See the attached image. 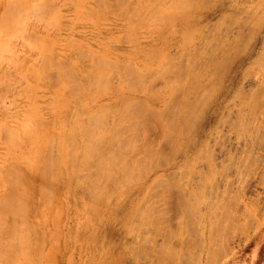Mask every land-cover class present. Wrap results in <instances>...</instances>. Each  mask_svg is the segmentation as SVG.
<instances>
[{
    "label": "rangeland",
    "instance_id": "rangeland-1",
    "mask_svg": "<svg viewBox=\"0 0 264 264\" xmlns=\"http://www.w3.org/2000/svg\"><path fill=\"white\" fill-rule=\"evenodd\" d=\"M116 1L121 4L117 5ZM156 1L0 0V219L3 218L0 226L4 230L0 231V242L4 241V244L0 243V254L8 252L5 256L0 255V264H10L9 261L14 260L16 264H201V259L203 264H210L207 262L209 254L200 239L206 218L204 214H207L204 202L210 204L208 202L214 198L218 199L212 203L220 205V210L224 208L221 210L223 215L226 213L223 211L230 207V214L234 213L236 217L231 219L228 211L226 214L231 220L228 218L227 222L224 216L226 225L220 224L223 218L219 219V233L224 232V238L216 247L219 253L215 251L217 259L212 264H264V0ZM172 2L176 7L172 9L170 6L171 10L169 5ZM157 4L162 9L159 7L157 10ZM85 11L92 14H85ZM62 64L66 65L65 68ZM120 65L123 69H119ZM165 66L170 68V74L162 72L163 69L168 70ZM154 74L157 75L154 77L156 80L152 78ZM65 75L72 83L69 84L67 78L66 81ZM103 75L108 78V84ZM128 78L134 81H128ZM180 83L184 86L181 87ZM95 84L104 91L97 93L99 89ZM172 89L181 93L176 91L177 95ZM67 94L70 97L64 96ZM79 95L81 98L77 99ZM173 95L175 97L172 98ZM123 103L126 106L121 105ZM114 104H120L119 108ZM105 111L108 116L103 114ZM126 114L129 115L128 120ZM88 122L96 124L93 127ZM98 123L101 127L106 124L109 127H105L107 132L105 128L98 130ZM82 124L87 127L84 129H88V133H84L86 142L92 134L96 136L101 131L98 133V136L101 134L100 140L98 136L96 141L93 139L98 145L92 143L94 150L88 149L92 140L90 146L88 143L83 147L86 137L83 136ZM89 129L96 133L89 132ZM115 129L119 134L123 132L122 135L114 136ZM13 134H16L15 139L10 136ZM104 134L106 138H103ZM104 139L109 140V144ZM69 141L75 146L74 152H70ZM118 141L123 147L131 148L123 149ZM98 143L107 147H102V150ZM59 144L64 147L60 149L61 152L65 150L64 156L63 153L57 154ZM50 146L52 149L57 147L53 149V152L56 149L55 155ZM100 150L106 153L99 154ZM68 152L73 155L68 157ZM92 152H95L94 157ZM46 153L53 154L52 162ZM119 155L120 161L124 162L119 163L122 167L117 164L119 168H114L116 165L112 162L118 163ZM97 157L101 162L106 160L103 162L109 163L107 165L112 164V170L103 162L95 161ZM43 160H47L46 163ZM53 161H57L56 165L60 163L59 166L52 165ZM42 162L45 163L44 168L47 162L52 165V168L49 164L45 168H49L47 173H40ZM97 165L100 170H97ZM116 169L120 171H116L118 175ZM105 171L110 175L113 173L112 176L106 175ZM100 172L105 173L100 175ZM122 175L124 179L120 177ZM98 178L101 185L107 184L102 186L103 189L97 183ZM119 181L127 183L123 186ZM12 182L18 183L17 187ZM43 183L48 191L45 186L41 190ZM94 186H99L104 192L96 191ZM94 188L95 196L92 194ZM43 189L53 195H44ZM181 189H185L184 193ZM196 193H199V198ZM193 194L200 202L202 196L203 204ZM9 196L11 202L7 199ZM16 199L25 201L19 200L20 206L26 204L23 207L27 208V214L18 216L20 211L17 210L21 209L13 206L19 203ZM219 199L224 200L218 202ZM140 208L142 211H138ZM15 209L17 214L14 216L11 213ZM10 214L14 218L17 216L19 221L13 220ZM22 216H26L24 220H28L27 223L23 222ZM233 222V226L227 228ZM13 226H18L17 234L12 233L15 231ZM22 230H29L32 237ZM7 234L9 237L16 234L17 241L9 242L12 237L3 240ZM19 234V241L23 237L21 234L32 238L24 236L26 241H31L29 248L25 240L26 248L21 241L18 246ZM19 247L27 251L22 255ZM24 254L27 258L23 257ZM197 254L199 258H196Z\"/></svg>",
    "mask_w": 264,
    "mask_h": 264
},
{
    "label": "bare ground",
    "instance_id": "bare-ground-1",
    "mask_svg": "<svg viewBox=\"0 0 264 264\" xmlns=\"http://www.w3.org/2000/svg\"><path fill=\"white\" fill-rule=\"evenodd\" d=\"M107 1H108V0H107ZM145 1H146V0H145ZM155 1H156V0H154V2H155ZM157 1L159 2V0H157ZM157 1H156V3H157ZM172 1H173V0H172ZM117 2H118V1H116V3H117ZM142 2H143V1H142ZM165 2H166V1H165ZM175 2H176V1H175ZM85 3H86V2H85ZM149 3H151V2H149ZM152 3H153V1H152ZM163 3H164V2H163ZM173 3H174V2H172V3L169 5V8H170V6H172ZM178 3H179V2H178ZM109 4H110V3H109ZM109 4H108V5H109ZM120 4H121V3H120ZM120 4L117 3V5H120ZM123 4H124V3H123ZM159 4H160V3H159ZM159 4H157L158 6L155 5V7H157V10H159V9H158L159 7L162 9L161 5H159ZM161 4H162V1H161ZM185 4H186V3H185ZM185 4H184V5H185ZM124 5H125V4H124ZM126 5L129 6L127 3H126ZM138 5H139V4H138ZM152 5H153V4H152ZM163 5H164V7H165V3H164ZM188 5H189V3H188ZM188 5H186V6H188ZM83 6H84V5H83ZM110 6H111V5H110ZM173 6H174V5H173ZM173 6H172V9L176 7V5H175V7H173ZM123 7H124V6H123ZM125 7H126V6H125ZM155 7H154V8H155ZM164 7H163V9L166 8V7H165V8H164ZM177 7H178V5H177ZM179 7L181 8V6H179ZM179 7H178V8H179ZM167 8H168V7H167ZM169 8H168V9H169ZM178 8H177V9H178ZM183 8H184V7H183ZM105 9H106V8H105ZM118 9H119V8H118ZM161 9H160V10H161ZM170 9H171V8H170ZM170 9H169V10H170ZM172 9H171V10H172ZM177 9H176V10H177ZM188 9H189V8H188ZM123 10H124V8H123ZM123 10H122V11H123ZM157 10L155 9L154 11H157ZM165 10H166V9H165ZM165 10H164V11H165ZM184 10H185V9H184ZM106 11H107V10H106ZM149 11H150V10H149ZM149 11H148V12H149ZM151 11H152V9H151ZM151 11H150V12H151ZM164 11H163V12H164ZM178 11H179V10H178ZM182 11H183V10H182ZM139 12H140V11H139ZM166 12H167V11H166ZM180 12H181V11H180ZM86 13H87V14H92L91 12L88 13L87 11H85V14H86ZM156 13H158V12H156ZM159 13H160V12H159ZM93 14H94V13H93ZM127 14H129V13H127ZM130 14H132V13H130ZM118 15H119V14H118ZM118 15H117V16H118ZM142 15H143V14H142ZM155 15H156V14H155ZM160 15H161V14H160ZM153 16H154V15H153ZM153 16L151 17L152 19H153ZM158 16H159V15H158ZM100 17H101V16H100ZM102 17H103V16H102ZM119 17H120V16H119ZM147 17H148V16H147ZM151 18H150V19H151ZM124 19H125V18H124ZM132 20H133V19H132ZM135 20H136V19H135ZM155 20H156V19H155ZM159 20H160V19H159ZM71 21H72V20H71ZM153 23H154V22H153ZM160 23H161V22H160ZM89 24H90V23H89ZM137 26H138V24H137ZM139 26H140V25H139ZM125 31H126V30H125ZM59 35H60V34H59ZM105 40H106V39H105ZM56 41H57V40H56ZM88 41H89V40H88ZM68 47H69V46H68ZM110 47H111V46H110ZM66 48H67V47H66ZM73 48H74V46H73ZM96 48H97V47H96ZM107 48H108V47H107ZM114 48H115V47H114ZM54 51H55V50H54ZM79 51H80V50H79ZM82 53H84V52H82ZM89 53H91V52H89ZM89 53H88V54H89ZM86 54H87V53H86ZM70 55H71V54H70ZM78 55H79V54H78ZM89 55H90V54H89ZM95 56H96V55H95ZM50 57H51V56H50ZM97 57H99V56H97ZM181 57H182V55H181ZM52 59H53V58H52ZM52 59H51V60H52ZM120 59H121V58H120ZM61 60H62V59H61ZM107 60H109V59H107ZM194 60H195V59H194ZM88 61H89V60H88ZM110 61H111V60H110ZM122 61H123V60H122ZM45 62H46V61H45ZM108 62H109V61H108ZM119 62H120V61H119ZM126 62H127V61H126ZM129 62H130V61H129ZM166 62H167V60H166ZM55 63H56V61H55ZM109 63H110V62H109ZM116 63H117V62H116ZM123 63H124V62H123ZM95 64H97V63H95ZM95 64H94V65H95ZM118 64H119V63H118ZM62 65H63V64H62ZM70 65H71V64L69 63V66H70ZM104 65H106V63H104ZM123 65H124V64H122V66H123ZM171 65H172V63H171ZM63 66H64V68H65L66 65H63ZM71 66H72V65H71ZM71 66H70V67H71ZM95 66H96V65H95ZM99 66H101V65H99ZM114 66H115V64H114ZM133 66H134V65H133ZM168 66H169V65H168ZM57 67H58V66H57ZM60 67H62L61 64H60ZM70 67H69V68H70ZM102 67H103V66H102ZM105 67L107 68V65H106ZM117 67H118V66H117ZM161 67H162V66H161ZM171 67H172V66H171ZM62 68H63V67H62ZM66 68H67V67H66ZM108 68H109V66H108ZM108 68H107V69H108ZM111 68L113 69V67H111ZM114 68L116 69V67H114ZM120 68H121V65H120L119 69H120ZM134 68H136V67H134ZM159 68H160V67H159ZM165 68L168 69L167 66H165ZM191 68H192V67H191ZM191 68H190V69H191ZM67 69H68V68H67ZM109 69H110V68H109ZM117 69H118V68H117ZM117 69H116V70H117ZM121 69H123V68H121ZM169 69H170V68H169ZM169 69H168V70L163 69L164 71L162 70V72H165V73H166V71H167V73H168V72L171 71V70L169 71ZM181 69H182V68H181ZM65 70H66V69H65ZM110 70H111V69H110ZM135 70H136V69H134V71H135ZM174 70H175V68H174ZM176 70H178V69H176ZM70 71H72V68H71ZM91 71H92V70H91ZM118 71H119V70H118ZM120 71H121V70H120ZM134 71H133L132 73H134ZM143 71H144V70H143ZM143 71H142V72H143ZM155 71H156V70H155ZM187 71H188V70H187ZM60 72H61V71H60ZM60 72H59V73H60ZM109 72H110V71H109ZM123 72H124V71H123ZM136 72H138V71H136ZM148 72H149V71H148ZM148 72H147V73H148ZM151 72H152V71H151ZM160 72H161V71H160ZM162 72H161V76L163 75ZM179 72H180V71H179ZM63 73H64V72H63ZM63 73H61V74H63ZM121 73H122V71H121ZM130 73H131V71H130ZM130 73H129V75H130ZM152 73H154V72H152ZM158 73H159V72H158ZM65 74H66V73H65ZM78 74H79V73H78ZM85 74H86V73H85ZM87 74H88V73H87ZM124 74H125V73H123V75H124ZM134 74H136V73H134ZM140 74H141V73L139 72V78L142 77V76H140ZM168 74H170V73H168ZM59 75H60V74H59ZM63 75H64V74H63ZM63 75H62V77H63ZM75 75H76V74H75ZM101 75H102V74H101ZM110 75H112V74H110ZM131 75H132V74H131ZM143 75H144V74H143ZM155 75H156V74H154V76L152 77L153 79H155L154 77L157 76V75H156V76H155ZM164 75H165V74H164ZM164 75H163V77H165ZM166 75H167V74H166ZM172 75H173V74H172ZM65 76H66V77H64V78H65V79H66V78L68 79L67 75H65ZM68 76H70V75H68ZM76 76H77V75H76ZM120 76H121V75L119 74V77H120ZM127 76H128V74H127ZM127 76H126V77H127ZM136 76L138 77V75H136ZM146 76H148V75H146ZM146 76H145V78H146ZM159 76H160V75H159ZM186 76H187V75H186ZM80 77H81V76H80ZM84 77H85V76H84ZM103 77H104L103 80H105V81L107 82V79H108V78L105 79V75H103ZM110 77H111V76H110ZM110 77H109V79H110ZM124 77H125V76H122L121 78L125 79ZM128 77H129V76H128ZM187 77L189 78V76H187ZM42 78H43V77H42ZM53 78H54V77H53ZM70 78H72V77H70ZM85 78H87V77H85ZM111 78H112V77H111ZM143 78H144V77H143ZM148 78H149V77H148ZM158 78H159V77H158ZM35 79H36V78H35ZM44 79H45V78H44ZM48 79H49V78H48ZM51 79H52V78H51ZM67 79H66V81H67ZM78 79H80V78L78 77ZM89 79H90V78H89ZM91 79H92V78H91ZM113 79H115V78H113ZM113 79H112V80H113ZM57 80H58V79H57ZM70 80H71V79H70ZM70 80L68 79V81H70ZM126 80H127V78H126ZM131 80H133V79H130V80H129V78H128V81H131ZM155 80H156V79H155ZM188 80H190V79H188ZM49 81H50V80H49ZM92 81H93V80H92ZM92 81H91V82H92ZM108 81H109V80H108ZM133 81H134V80H133ZM135 81H136V80H135ZM176 81H177V80H176ZM55 82H56V81H55ZM59 82H60V81H59ZM91 82H87V83H91ZM121 82H122V81H121ZM136 82H137V81H136ZM151 82H152V81H151ZM170 82H171V81H170ZM170 82H169V85H170L171 83L173 84V82H171V83H170ZM180 82H182V81H180ZM57 83H58V82H57ZM65 83H66V82H65ZM70 83H72V82L70 81L69 84H70ZM92 83H94V81H93ZM126 83H127V81H126ZM189 83H190V82H189ZM107 84H108V82H107ZM107 84H106V86H107ZM133 84H134V83H133ZM137 84H140V83H137ZM146 84H147V83H146ZM63 85H65V84L63 83ZM73 85L76 86L75 84H73ZM73 85H71V86L74 88ZM85 85H86V84H85ZM87 85H89V84H87ZM90 85H91V84H90ZM95 85L97 86L98 84H95ZM148 85H149V83H148ZM148 85H147V86H148ZM165 85H167V84H165ZM169 85H168V87H169ZM176 85H177V84H176ZM179 85L181 86V85H183V84L180 83ZM185 85H186V84H185ZM53 86H54V85H53ZM58 86L61 87V84H58ZM71 86H70V87H71ZM82 86L84 87V85H82ZM92 86H93V85H92ZM138 86H140V85H138ZM142 86H143V84H142ZM171 86H172V85H171ZM183 86H184V85H183ZM187 86H188V84H187ZM65 87H66V86H65ZM77 87H78V86H77ZM83 87H82V88H83ZM93 87H95V86H93ZM97 87H98V89L101 88L100 86H97ZM97 87H95V89H96ZM107 87H108V86H107ZM135 87H136V86H135ZM144 87H146V86H144ZM144 87H142V88H144ZM174 87H175V86H174ZM181 87H182V86H181ZM181 87H180V88H181ZM57 88H58V87H57ZM73 88L71 89L70 92H72ZM108 88H109V87H108ZM166 88H167V87H166ZM261 88H262V87H261ZM93 89H94V88H93ZM102 89H103V88H102ZM175 89H176V88H175ZM175 89H172V90L175 91ZM69 90H70V89H69ZM77 90H78V89H77ZM80 90L82 91V89H80ZM84 90H85V89H84ZM135 90H136V89H135ZM180 90H182V88H181ZM57 91H58V90H57ZM57 91H56V92H57ZM78 91H79V90H78ZM101 91H104V90H101ZM101 91H100V89H99V91H97V93H99V92H101ZM109 91H110V90H109ZM174 91H172V92H174ZM176 91H177L178 93H181V92L178 91V89H177ZM176 91H175V92H176ZM183 91H184V90H183ZM186 91H187V90H186ZM76 92H77V91H76ZM79 92H80V91H79ZM79 92L77 93V95L79 94ZM83 92H85V91H82V93H83ZM94 92H95V91H94ZM106 92H107V91H106ZM165 92H166V91H165ZM177 92H176V94L178 95ZM74 93H75V92H74ZM80 93H81V92H80ZM97 93H96V94H97ZM163 93H164V92H163ZM64 94H65V93H64ZM99 94H100V93H99ZM113 94H114V93H113ZM173 94L176 95L175 93H173ZM58 95H59V93H58ZM71 95H72V94H71ZM82 95H83V94H82ZM88 95H89V94H88ZM174 95L172 96V98L175 97ZM177 95H176V97H177ZM64 96H66V97H67V96L70 97V94H67V95H64ZM126 97H127V96H126ZM126 97H125V98H126ZM129 97H130V96H129ZM129 97H128V98H129ZM80 98H81V97H80V95H79V97H78L77 99H80ZM109 98H110V97H109ZM122 98H123V97H122ZM249 98H250V97H249ZM75 99H76V98H75ZM123 99H124V98H123ZM129 99H130V98H129ZM258 99H259V98H258ZM53 100H54V99H53ZM59 100H61V99H59ZM92 100H93V99H92ZM130 100H131V99H130ZM177 100H178V99H177ZM177 100H175V102H176ZM250 100H251V99H250ZM56 101H57V100H56ZM76 101H77V100H76ZM82 101H83V100H82ZM86 101H87V100H86ZM89 101H90V100H89ZM131 101H132V100H131ZM251 101H252V100H251ZM257 101H258V100H257ZM70 102H72V101H70ZM78 102H79V101H78ZM120 102H121V101H120ZM120 102H119V103H120ZM125 102L127 103V101H125ZM128 102H129V101H128ZM247 102H248V100H247ZM260 102H262V101H260ZM73 103L75 104V102H73ZM129 103H130V102H129ZM129 103H128V104H129ZM173 103H174V102H173ZM253 103H254V102H253ZM76 104H77V103H76ZM89 104H90V102H89ZM124 104H125V103H123V104H121V105H124ZM132 104H133V103H132ZM174 104H175V103H174ZM245 104H246V103H245ZM250 104H251V103H250ZM255 104H257V103L255 102ZM114 105H115V104H114ZM77 106H78V105H77ZM105 106H106V105H105ZM105 106H103V107H105ZM115 106H116V105H115ZM117 106H118V105H117ZM117 106H116V107H117ZM119 106H120V104H119ZM119 106L117 107V109L119 108ZM124 106H126V104H125ZM124 106H122V107L124 108ZM245 106H246V105H245ZM248 106H249V104H248ZM101 107H102V105H101ZM113 107H114V106H113ZM130 107H132V106H130ZM134 107H135V106H134ZM253 107H254V106H253ZM120 108H121V107H120ZM125 108H126V107H125ZM125 108H124V109H125ZM245 108H246V107H245ZM71 109H73V108H71ZM126 109H128V108H126ZM251 109H252V107H251ZM102 110H103V109H102ZM105 110H106V109H105ZM111 110H112V108H111ZM132 110H133V109H132ZM258 110H259V109H258ZM63 111H64V110H63ZM68 111H69V110H68ZM106 111H107V110H106ZM106 111H105V112H106ZM109 111H110V109L108 110V112H109ZM122 111H124V110H122ZM122 111H121L120 113H122ZM125 111H126V110H125ZM250 111H251V110H250ZM114 112H116V110H115ZM117 112H118V111H117ZM127 112L129 113L128 110H127ZM134 112H135V111H134ZM71 113H72V111H71ZM73 113H75V111H73ZM130 113H132V112H130ZM164 113H165V112H164ZM254 113H255V112H254ZM103 114H107V112H106V113H103ZM108 114H109V113H108ZM108 114H107V116H108ZM110 114H111V113H110ZM123 114H124V113H123ZM123 114H122V115H123ZM160 114L162 115V113H160ZM246 114H247V113H246ZM263 114H264V113H263ZM54 115H55V114H54ZM70 115H71V114H70ZM78 115H79V114H77V116H78ZM87 115H88V114H87ZM96 115H97V114H96ZM96 115H94V117H95ZM100 115H101V114H100ZM117 115H118V114H117ZM117 115H116V116H117ZM131 115H132V114H131ZM133 115H134V113H133ZM156 115H157V114H156ZM252 115H253V114H252ZM101 116H103V115H101ZM126 116H127V114H126ZM126 116H125V117H126ZM134 116H135V117H136V116L138 117V115H134ZM248 116H249V115H248ZM248 116H247V117H248ZM253 116H254V115H253ZM53 117H54V116H53ZM65 117H67V115H65ZM87 117H88V116H87ZM92 117H93V116H92ZM96 117H98V119L100 118V116H98V115H97ZM96 117H95V118H96ZM103 117H104V116H103ZM128 117H129V115L126 117V119H127ZM131 117H133V116H131ZM157 117H158V116H157ZM160 117H161V116H160ZM164 117H165V116H164ZM240 117H241V115H240ZM70 118H71V116H70ZM73 118H74V116H73ZM73 118H71V119H73ZM76 118H77V117H76ZM88 118H89V117H88ZM88 118H87V119H88ZM95 118H93V120H94ZM114 118H116V117H114ZM121 118H122V117H121ZM162 118H163V117H162ZM252 118H253V117H252ZM77 119H78V118H77ZM77 119H76V120H77ZM98 119H97V121H99ZM123 119H125V118H123ZM126 119H125V120H126ZM128 119H129V118H128ZM128 119H127V120H128ZM135 119H136V118H135ZM245 119H246V118H245ZM65 120H66V119H65ZM78 120H79V119H78ZM93 120H92V121H93ZM115 120H116V119H115ZM125 120H124V121H125ZM127 120H126V121H127ZM137 120H138V119H137ZM145 120H146V119H145ZM145 120H144V121H145ZM61 121H62V120H61ZM92 121H91V122H92ZM95 121H96V120H95ZM97 121H96V122H97ZM100 121H102V120H100ZM122 121H123V120H122ZM126 121H125V122H126ZM161 121H162V119H161ZM65 122L67 123V120H66ZM65 122H64V123H65ZM68 122H69V121H68ZM72 122H73V120H72ZM74 122H75V121H74ZM77 122H78V121H77ZM125 122H124V124L127 123V122H126V123H125ZM130 122H132V121H130ZM251 122H252V121H251ZM53 123H54V122H53ZM55 123H56V122H55ZM57 123H58V122H57ZM70 123H71V122H70ZM85 123H86V122H85ZM88 123H89V126L92 125L90 122H88ZM102 123H103V122L100 123L101 126H103ZM116 123H118V122H116ZM128 123H129V122H128ZM139 123H140V122H139ZM49 124H50V123H49ZM71 124H72V123H71ZM95 124H96V123L93 122V125H95ZM100 124L98 123L99 127H98V125H96V128H97L98 130H99V128H100V130H101V128H105V127H106V124L104 125L105 127H101ZM122 124H123V123H122ZM146 124H147V123H146ZM146 124H145L144 126H146ZM260 124H261V123H260ZM5 125H6V124H5ZM86 125H87V127H88V124H87V123H86ZM93 125H92V126H93ZM116 125H117V124H116ZM119 125H120V124H119ZM58 126H59V125H58ZM64 126H65V124H64ZM66 126H67V125H66ZM74 126H75V125H74ZM80 126H83V124L80 125ZM68 127H69V126H68ZM68 127H67V128H68ZM84 127H85V126H83V130H84V132H83V130H82L83 134H84V133H88V131H87L88 129L86 130V129H84ZM87 127H85V128H87ZM93 127H94V126H93ZM93 127H92V128H93ZM107 127H108V126H107ZM107 127H106V128H107ZM110 127H111V126H110ZM116 127H117V126H116ZM240 127H241V126H240ZM263 127H264V126H263ZM36 128H37V127H36ZM63 128H64V127H63ZM70 128H71V126H70ZM70 128H68V130H69ZM74 128L76 129V127H74ZM90 128H91V127H90ZM106 128H105V129H106ZM143 128H145V127H143ZM4 129H5V128H4ZM58 129H59V128H58ZM97 129L94 128V130H97ZM108 129H109V127H108ZM145 129H146V128H145ZM68 130H67V131H68ZM80 130H81V129H80ZM85 130H86L87 132H85ZM94 130H93V129H92V130L89 129V132H90V131L95 132ZM98 130H97V131H98ZM102 130H103V129H102ZM116 130H117V129L114 130L115 133H114V131L112 130L113 133L115 134L114 136H116V135L119 134L118 131H116ZM240 131H241V130H240ZM64 132H65V131H64ZM74 132H76V131H74ZM74 132H73V133H74ZM99 132L101 133V131H99ZM99 132H98V133H99ZM102 132H103V131H102ZM105 132H107V129H106ZM110 132H111V131H110ZM116 132H117V134H116ZM9 133H10V132H9ZM71 133H72V132H71ZM95 133H96V132H95ZM98 133H97L96 136H95L94 134H92L91 138H89L90 140H88L89 142H86V141H87V137H86L85 134H84L83 136L86 137V139H85V144H86V145H84V142H83V145H84L83 147H85V146L87 147L88 145L90 146V142H91V140H92L93 142H91V147L88 148V149H91V148H92V149L94 150L95 147H94V148L92 147V143H94V144L96 145V143H95L96 140H95V139L98 138V139L100 140L99 136H101V134L98 136ZM103 133H104V132H103ZM122 133H123V132H122ZM122 133H120L119 135H122ZM105 134H106V133H105ZM105 134H104V135H105ZM111 134H112V133H111ZM143 134H145V133H143ZM143 134H142V135H143ZM256 134H257V133H256ZM261 134H262V133H261ZM15 135H16V134H13V135H10V136H11V138L13 137L12 139H15V138H14ZM37 135H38V134H37ZM53 135H54V134H53ZM65 135H67V132H66ZM65 135H64V136H65ZM80 135H81V132H80ZM93 135L95 136V138L93 137ZM106 135H107V134H106ZM106 135L103 136V138H104V137L106 138V137L108 136V135H107V136H106ZM240 135H241V134H240ZM250 135H251V134H250ZM45 136H47V135H45ZM45 136H44V137H45ZM51 136H52V133H51ZM51 136H50V137H51ZM57 136H58V135L56 134V137H57ZM60 136H61V135H60ZM74 136H75V133H74ZM97 136H98V137H97ZM245 136H246V135H245ZM44 137H43V138H44ZM52 137H54V136H52ZM52 137H51V138H52ZM58 137H59V136H58ZM58 137H57V138H58ZM66 137H67V136H66ZM72 137H73V136H72ZM96 137H97V138H96ZM116 137H117V136H116ZM116 137H115V140L117 141V138H116ZM250 137H251V136H250ZM259 137H260V136H259ZM263 137H264V136H263ZM9 138H10V137H9ZM67 138H69V136H68ZM70 138H71V137H70ZM75 138H76V137H75ZM103 138H101V140H102ZM119 138H120V136H118V139H119ZM244 138H245V137H244ZM244 138H243V139H244ZM253 138H254V137H253ZM12 139H11V140H12ZM44 139H45V138H44ZM52 139H53V138H52ZM54 139H55V138H54ZM65 139H66V138H65ZM83 139H84V138H83ZM93 139H94L95 141H94ZM251 139H252V138H251ZM41 140H42V139H41ZM58 140H59V138H58ZM67 140H69V139H67ZM78 140H79V139H78ZM99 140H97V141H99ZM106 140H107V139H106ZM109 140L111 141V140H112V137H111V139H109ZM109 140H108V141H105V139H104L105 142H108L107 144H109ZM113 140H114V139H113ZM115 140H114V141H115ZM244 140H245V139H244ZM259 140H260V139H259ZM48 141H50V140L48 139ZM54 141H55V140H54ZM54 141H53V142H54ZM59 141H60V140H59ZM59 141H58V143H59ZM72 141H73V140H72ZM83 141H84V140H83ZM114 141H112V142H114ZM50 142H52V141H50ZM70 142H71V141H69V147L71 146L70 152H74V151H75V148H74L75 146H74V144H73L74 141H73L72 143H70ZM112 142H110V143H112ZM118 142H120V141H118ZM256 142H257V141H256ZM46 143H47V142H46ZM48 143H49V142H48ZM58 143H57V144H58ZM75 143H76V142H75ZM88 143H89V144H88ZM120 143H121V142H120ZM129 143H130V142H129ZM254 143H255V142H254ZM52 144H53V143H52ZM57 144H56V146L58 147ZM71 144H72L73 146H72ZM87 144H88V145H87ZM94 144H93V145H94ZM98 144H99V146H100V143H98ZM103 144H104V143H103ZM131 144L133 145V143H131ZM131 144H130V146H132ZM50 145H51V144H50ZM59 145H60V148L58 149L59 151H58L57 154L59 155V153H63L62 156H64V152H65V150H64V152H61L60 149H61L63 146L61 147V144H59ZM75 145H76V144H75ZM77 145H78V144H77ZM95 145H94V146H95ZM101 145H102V144H101ZM121 145H122V143H121ZM126 145H127V144H126ZM128 145H129V144H128ZM56 146H55V147H56ZM96 146L98 147V145H96ZM104 146L107 147V145H103L102 147H104ZM117 146H118V145H117ZM48 147H49V145L47 146V149H48ZM50 147H51V149L49 148L50 151L53 152V149H54L55 147H54L53 149H52L53 146H50ZM57 147H56V148H57ZM65 147H66V146H65ZM72 147H73L74 149H73ZM100 147H101V146H100ZM100 147H99V149L102 148V147H101V148H100ZM115 147H116V146H115ZM121 147H123V145H122ZM127 147H129V146H127ZM127 147H125V145H124L123 149H124V148H127ZM129 148H131V147H129ZM132 148H134V145H133ZM63 149H64V147H63ZM72 149H73V150H72ZM83 149H84V148H83ZM85 149H86V150H84L85 152L88 151L87 148H85ZM99 149H97V151H98ZM103 149H104V148H102V150H103ZM119 149H120V148H119ZM71 150H72V151H71ZM116 150H118V148H117ZM125 150H126V149H125ZM125 150H124V151H125ZM130 150H131V149H130ZM50 151H48V152H50ZM55 151H56V149H55ZM55 151H54V152H55ZM62 151H63V150H62ZM67 151H69V150H67ZM90 151H92V150H90ZM120 151H121V150H120ZM44 152H45V151H44ZM52 152H50V153H52ZM54 152H53V153H54ZM95 152H96V151H95ZM95 152H92V153H91V155L93 154V157H94V153H95ZM102 152H105V153H106V151H102ZM102 152H101V150H100V151H99V154L102 153ZM131 152H132V151H131ZM55 153H56V152H55ZM55 153H54V155H55ZM86 153H87V155H88L89 151L86 152ZM71 154L73 155V153H70V154H69V152H68V157L71 156ZM97 154H98V152L95 153L96 156H98ZM118 154H119V152H118ZM133 154H134V153H133ZM47 155H48V154L46 153V156H47ZM52 155H53V154H52ZM52 155H51V154L48 155V156L51 157L49 160L52 159ZM60 155H61V154H60ZM65 155H66V154H65ZM84 155H86V154H84ZM91 155L89 154V156H91ZM104 155L106 156V154H104ZM107 155H109V154L107 153ZM112 155H113V152H112ZM112 155H110V156L112 157ZM56 156H57V155H56ZM100 156H103V154H101ZM120 156H121V155L118 156V157H119V161H118V163L115 161L116 159L114 160V161H115V164H114V162H112L111 160H109V161L112 162L113 165H116V166H114V168H115V167L119 168V165H120L119 163H121V161H122V160L120 161ZM122 156H123V155H122ZM154 156H155V155H154ZM43 157L45 158V155H43ZM43 157H42V158H43ZM76 157H78V156H76ZM80 157H81V156H80ZM91 157H92V156H91ZM98 157H99V156H98ZM98 157H97V160H95V161H98V162L100 163L101 161H99ZM103 157H104V156H103ZM103 157H102V160H103ZM108 157H109V156H108ZM108 157H107V158H108ZM111 157H110V158H111ZM114 157H116V156H114ZM259 157H260V156H259ZM30 158H31V157H30ZM30 158H28V159H30ZM44 158H43V159H44ZM59 158H63V157H59ZM64 158H65V157H64ZM70 158H71V157H70ZM81 158H82V157H81ZM84 158H85V157H84ZM104 158H105V157H104ZM53 159H54V158H53ZM67 159H68V158H67ZM88 159H89V158H88ZM91 159H92V158H91ZM93 159H94V158H93ZM95 159H96V158H95ZM100 159H101V158H100ZM105 159H106V158H105ZM113 159H114V158H113ZM124 159H125V158H124ZM124 159H123V160H124ZM41 160H42V159H41ZM54 160H55V159H54ZM56 160H57V159H56ZM69 160H71V159H69ZM83 160H84V159H83ZM85 160H86V158H85ZM44 161H45V163H46L47 160H43V162H44ZM57 161L60 162V160H57ZM57 161H56V162L53 161L54 163H53L52 165H56L55 163H57ZM76 161H77V160H76ZM81 161H82V160H81ZM86 161H87V160H86ZM88 161H89V160H88ZM103 161H106V160H103ZM103 161H102V162H103ZM107 161H108V159H107ZM144 161H145V160H144ZM14 162H15V161H14ZM43 162L41 163V164H42V165H41L42 167H43V164H45V163H43ZM51 162H52V160H51ZM69 162H70V161H69ZM79 162H80V161H79ZM102 162H101V163H102ZM111 162H110V163H111ZM122 162H124V161H122ZM60 163H61V162H60ZM60 163H58L56 166H59ZM89 163H91V162H89ZM99 163H98V165H101V164H99ZM144 163H145V162H144ZM48 164H49V162H47V165H48ZM79 164L81 165V163H79ZM83 164H84V163H83ZM85 164H87V163H85ZM94 164L96 165V163H94ZM103 164H105V163L103 162ZM107 164H109V163H106V164H105V165L108 166V167L112 166V164H111V165H107ZM117 164H119V165L117 166ZM121 164H122V163H121ZM145 164H146V163H145ZM251 164H252V163H251ZM47 165H46V167H47ZM52 165H51V163H50V164L48 165L49 168H52V167H51ZM68 165H69V164H68ZM98 165H97V166H98ZM105 165H104V166H105ZM41 166H40V168H39V169H41V172H40V173H45V172L47 173V171L49 170V168H47L48 170H46V169H45L46 167H45V168L43 167V168H44V171H43V168H41ZM75 166H76V164H75ZM75 166H74V167H75ZM88 166H89V165H88ZM102 166H103V165H101V167H102ZM104 166H103V167H104ZM106 166H105V167H106ZM120 166H121V165H120ZM29 167H30V166H29ZM61 167H62V166H61ZM69 167H70V166H69ZM108 167H107V170H108ZM112 167H113V166H112ZM121 167H122V166H121ZM121 167H120V168H121ZM225 167H226V166H225ZM56 168L58 169V167H56ZM78 168H79V166H78ZM96 168H97V167H96ZM98 168H99V166H98ZM98 168H97V170H100V168H99V169H98ZM110 168H111V167H110ZM110 168H109V169H110ZM17 169H18V168H17ZM39 169H38V170H39ZM57 169H56V171H57ZM83 169H84V168H83ZM19 170H20V169H19ZM45 170H46V171H45ZM62 170H63V169H61V171H62ZM68 170H69V169H68ZM87 170H88V169H87ZM89 170H90V169H89ZM97 170H95V171H97ZM103 170H104V169H103ZM103 170H102V171H103ZM111 170H112V168H111ZM119 170L122 171L123 168H122V169H119ZM119 170L116 169L115 172H116V171H119ZM124 170H125V169H124ZM39 171H40V170H39ZM56 171H55V168H54V172H56ZM75 171H77V170H75ZM78 171H79V170H78ZM83 171H84V170H83ZM83 171H82V172H83ZM109 171H110V170H109ZM120 171H119V172H120ZM146 171H147V170H146ZM216 171H217V170H216ZM18 172L21 173V171H18ZM51 172H53V169H52V171L50 170V173H51ZM92 172H93V168H92ZM105 172H106V171H105ZM105 172H103V173L100 172V173H98V174L101 175V173L104 174ZM107 172H108V171H107ZM107 172H106L105 174H106V175H108V174L110 175V172H109L108 174H107ZM119 172H116V174L118 175ZM222 172H223V171H222ZM57 173H58V171H57ZM64 173H65V172H64ZM90 173H91V171H90ZM122 173H124V172H122ZM125 173H126V172H125ZM213 173H215V172L213 171ZM85 174H86V172H85ZM112 174H113V173H112ZM112 174H111L110 176H112ZM199 174H200V173H199ZM219 174H220V172H219L217 175H219ZM22 175H23V173H22ZM22 175H21V176H22ZM50 175H52V173H51ZM83 175H84V174H83ZM95 175H96V173H95ZM109 175H108V176H109ZM210 175H213V174L211 173ZM217 175H216V177H217ZM33 176H34V175H33ZM36 176H38V174H36ZM41 176H42V175H41ZM44 176H46V174H44ZM47 176H49V175L47 174ZM96 176H97V175H96ZM96 176H93V177H96ZM189 176H190V175H189ZM192 176H193V175H192ZM54 177H55V174H54ZM97 177H99V175H98ZM114 177H115V179H117V178H116L117 176H114ZM120 177L123 178V175L120 176ZM211 177H212V176H211ZM213 177H214V175H213ZM41 178H42V177H41ZM45 178H46V177H45ZM51 178H52V180H53V177H51ZM51 178H50V180H51ZM108 178H109V177H106L105 179H108ZM111 178H112V177H111ZM124 178H125V177H124ZM124 178H123V179H124ZM15 179H16V178H15ZM43 179H44V177H43ZM98 179H99V178H98ZM100 179H102V176H101ZM100 179H99V180H100ZM109 179H110V178H109ZM208 179H209V178H208ZM208 179H207V180H208ZM215 179H216V178H215ZM45 180H46V179H45ZM45 180H44V181H45ZM52 180H51V181H52ZM99 180H98L97 183H98L99 185H101V184H102V183L100 184L101 180H100V181H99ZM14 181H15V180H14ZM55 181H56V180H55ZM94 181H95V180H94ZM103 181H104V180H103ZM208 181H209V180H208ZM25 182H26V181H25ZM89 182H90V180H89ZM106 182H107V181H106ZM108 182H109V181H108ZM119 182H120V181H119ZM206 182H207V181H206ZM8 183H9V182H8ZM12 183H15V182H12ZM12 183H11V185H12ZM55 183H56V182H55ZM68 183H69V182H68ZM76 183H77V182H76ZM93 183H95V182H93ZM93 183H92V184H93ZM97 183H95V184H97ZM117 183H118V182H116V184H117ZM121 183H122V185H123V184L126 185L127 182H126V183H125V182H124V183H123V182H120V184H121ZM15 184H16V183H15ZM50 184H51V183H50ZM58 184H59V183H58ZM92 184H90V185L92 186ZM95 184H94V185H95ZM1 185H2V182H1ZM7 185H8V184H7ZM17 185H18V183L16 184V187H17ZM39 185H40V184H39ZM104 185H107V184H106V183H105V184L103 183V185H101V188H100L99 186H98V187H99L100 189H103L104 187H102V186H104ZM122 185H121V186H122ZM14 186H15V185H14ZM44 186H45V188H46V185H44V183H43V186H41V190H42V187H44ZM50 186H54V185H50ZM62 186H63V185H62ZM91 186H90V187H91ZM113 186H114V185H113ZM123 186H124V185H123ZM8 187H9V185H8ZM8 187H7V188H8ZM12 187H13V186H12ZM94 187H96V186H94ZM98 187H96L97 189L94 188V192H92V194L94 193L93 196L96 195L97 192L95 193V189H96V191H98V189H99ZM107 187H108V186H107ZM7 188H6V189H7ZM10 188H11V186H10ZM14 188H15V187H14ZM18 188H19V187H18ZM47 188H48V187H47ZM47 188H46V189H47ZM49 188H50V187H49ZM53 188H55V186H54ZM91 188H92V190H93V186H92ZM117 188H118V187H117ZM1 189H2V188H1ZM6 189H4V192L6 191ZM8 189H9V188H8ZM11 189H13V188H11ZM46 189H43V190L45 191ZM100 189H99V190H100ZM105 189H106V188H105ZM14 190H15V189H14ZM39 190H40V189H39ZM48 190H49V189H47V191H48ZM50 190H51V192L53 191L51 188H50ZM61 190H62V189H61ZM152 190H153V189H152ZM181 190H182V189H181ZM184 190H185V189H183L182 192H183ZM203 190H204V189H203ZM10 191H11V190H10ZM16 191H18V190H16ZM16 191H15V192H16ZM100 191H103V190H100ZM100 191H98V192H100ZM0 192H1V191H0ZM20 192H21V191H19V193H20ZM51 192L49 191V192L46 193V191H45V192H44V193H45L44 195H47V196H48V193H49V197H50L51 194L53 195V193H51ZM103 192H104V191H103ZM150 192H152V191H150ZM150 192H149V194H150ZM169 192H170V191H169ZM193 192H194V191H193ZM243 192H244V191H243ZM6 193H7L6 195H8V190H7ZM40 193H42V191H40ZM50 193H51V194H50ZM101 193H102V192H101ZM183 193H184V192H183ZM202 193H203V192H202ZM209 193H210V192H209ZM1 194H3V193H1ZM14 194H15V193H14ZM16 194H17V193H16ZM42 194H43V193H42ZM92 194H90V195H92ZM102 194H103V193H102ZM102 194H101V195H102ZM196 194H197V193H196ZM198 194H199V193H198ZM198 194L196 195L197 198H199V197H198ZM218 194H219V193H218ZM52 195H51V196H52ZM97 195H98V194H97ZM188 195H189V194H188ZM202 195H203V194H202ZM3 196H4V195H3ZM12 196L16 198V196H14L13 194H12ZM19 196L21 197V194H20ZM98 196H99V195H98ZM98 196H97V198H98ZM158 196H159V195H158ZM158 196H157V197H158ZM199 196H200V195H199ZM206 196H207V194H206ZM5 197H6V196H5ZM41 197H42V196H41ZM99 197H100V196H99ZM193 197H194L196 200H199V199H197V198L194 196V194H193ZM193 197H192V198H193ZM201 197H202V196H200L201 202H200V200H199V202H200V204H201V203L203 204V202H202V201H203V198H201ZM210 197H211V196H210ZM221 197H222V196H221ZM247 197H248V196H247ZM43 198H44V197H43ZM45 198H46V197H45ZM45 198H44V200H45ZM92 198H94V197H92ZM92 198H91V199H92ZM97 198H96V199H97ZM159 198H160V197H159ZM163 198H164V197H163ZM212 198H213V197H212ZM222 198H223V197H222ZM225 198H226V197H225ZM7 199H8V200L10 199L9 201L11 202V198H10V196H9V198H7ZM47 199L49 200L50 198H47ZM96 199H95V200H96ZM206 199H208V197H207ZM214 199H215V198H214ZM214 199H213L212 201H214ZM217 199H218V198H217ZM217 199H215V201H216ZM220 199H221V198H220ZM220 199L218 200V202H222V201L224 200V199H222V201H220ZM16 200H17V199H16ZM19 200H20L22 203L25 202V201L23 202L21 199H18L17 201H19ZM48 200H46V201H48ZM50 200H51V199H50ZM88 200H89V199H88ZM95 200L93 199V201H95ZM98 200H100V199H98ZM233 200H234V199H233ZM14 201H15V200H14ZM20 201H19V203L17 202L18 205H16V204L13 205V206L16 207L17 209H18V208L21 209V210H17V209H15V211L17 210V211H20V212H21V211L23 210L22 213L19 212V215H18L19 217H20L21 215H23V213H26V209H27L26 207H23V206H26V204H25V205H22V204H21L22 206H20V203H21ZM93 201H92V202L90 201V202L93 204ZM212 201H209L208 203H210V202L212 203ZM10 202H9L8 204H11ZM15 202H16V201H15ZM48 202H49V201H48ZM96 202L98 203V201H96ZM12 203H13V201H12ZM37 203H38V202H37ZM46 203H47V202H46ZM211 203L206 205V202H204V205H205L206 208H207V210H206V211H207V214H204V215H206V218H204V223H203V226H204V227H203V233H202V236H201L202 238L200 237V238H201L200 241H203V245H204V248H205V249H204L205 252L207 251L206 253L209 254V257H208L209 260H208V261L206 260V261L209 262L210 264H212V262L215 261V260L217 259V258H216L217 255H216V252H215V251H217V253H219V252H218V250H217L216 247H217L218 243H219L220 241H222L223 238H224V232H223V234H222L221 232L219 233L218 221H219V219L221 220L222 218H223L222 220H224V218H225L224 216L227 217L228 215H231V214H230V211H229L230 207H227V206H229L230 204L226 206L228 210L223 211V213H224V212L227 213V212L229 211V214L227 215V214L225 213V214L223 215L221 210H224V208H222V209L220 210V207H221L220 205H218V204L215 203V202L212 203V204H211ZM236 203H237V202H236ZM254 203H255V202H254ZM94 204H95V203H94ZM183 204H184V203H183ZM183 204H182V205H183ZM197 204H198V203H197ZM197 204H196V205H197ZM200 204H199V206H200ZM222 204H223V203H222ZM234 204H235V203H234ZM234 204H233V205H234ZM0 205H1V204H0ZM96 205H97V204H96ZM96 205H95L94 207H96ZM154 205H155V204H154ZM204 205H203V206H204ZM235 205H236V204H235ZM5 206H6V205H5ZM8 206H9V205H8ZM8 206H7V207H8ZM17 206H18V207H17ZM19 206H20V207H19ZM163 206H164V205H163ZM199 206H198V207H199ZM219 206H220V207H219ZM236 206H237V205H236ZM247 206H248V205H247ZM250 206H251V205H250ZM250 206H249V207H250ZM14 207H12V209H14ZM90 207H91V205H90ZM161 207H162V206H161ZM0 208H1V207H0ZM9 208H11V207H9ZM22 208H23V209H22ZM86 208H87V207H86ZM91 208H93V206H92ZM141 208H142V207H141ZM141 208H140V209H141ZM250 208H251V207H250ZM24 209H25V210H24ZM143 209H144V208H143ZM145 209H146V208H145ZM252 209H253V208H252ZM256 209H257V208H256ZM0 210H1V209H0ZM161 210H163V209H161ZM164 210H165V209H164ZM196 210H197V209H196ZM199 210H200V209H199ZM199 210H198V211H199ZM219 210H220L221 212H219ZM245 210H246V209H245ZM6 211H7V210H5V212H6ZM15 211H14V213H11V214H12V215H14V214L16 215V214H17V211H16V212H15ZM138 211H142V209H141V210H138ZM170 211H171V210H170ZM252 211H253V210H252ZM7 212H8V211H7ZM9 212H10V211H9ZM145 212H146V211H145ZM150 212H151V211H150ZM231 212H233V211L231 210ZM242 212H244V211H242ZM245 212H246V211H245ZM247 212H248V211H247ZM27 213H28V210H27ZM27 213H26V214H27ZM36 213H37V212H36ZM143 213H144V212H143ZM164 213H165V212H164ZM186 213H187V212H186ZM188 213H189V212H188ZM191 213H192V212H191ZM249 213H250V212H249ZM257 213H258V212H257ZM4 214H6V213H4ZM4 214H3V215H4ZM8 214H9V213H8ZM11 214H10V215H11ZM20 214H21V215H20ZM233 214H234V213H233ZM233 214L231 215L233 218H232L231 216H229L231 219H234V217H236V215L234 216ZM236 214H237V212H236ZM240 214H241V213H240ZM250 214H251V213H250ZM12 215H11V216H12ZM15 215H14V216H15ZM256 215H257V214H256ZM256 215H255V216H256ZM1 216H2V213H1ZM38 216H40V215H38ZM168 216H169V214H168ZM221 216H222V217H221ZM4 217H5V216H4ZM16 217H17V216H16ZM16 217H15V218H16ZM25 217H26V216H25ZM25 217L22 216V220H23V222H26V223H27L28 220H27V221L24 220ZM28 217H29V216H28ZM186 217H187V216H186ZM186 217H184V218H186ZM204 217H205V216H204ZM229 217H227V222H228V218H229ZM12 218H13V220H16V219H17V218L15 219L13 216H12ZM30 218H31V217H30ZM142 218H143V214H142ZM230 218H229V220H231ZM8 219H9V218H8ZM47 219H48V218H47ZM139 219H140V218H139ZM0 220L2 221L3 218L0 219ZM22 220H21V221H22ZM140 220H141V219H140ZM153 220H154V219H153ZM161 220H162V219H161ZM189 220H190V219H189ZM222 220H221V222H222ZM225 220H226V218H225ZM225 220H224V221H225ZM237 220H238V219H237ZM5 221H6V219H5ZM16 221H19V220L17 219ZM16 221H15V222H16ZM138 221H139V220H138ZM191 221H192V220H191ZM224 221L222 222L223 224H222L221 222H220V224H221V225H224L225 223H227L226 221H225V222H224ZM241 221H242V220H241ZM2 222H3V221H2ZM32 222H33V221H32ZM141 222H142V221H141ZM236 222H237V221H236ZM13 223H14V221H13ZM18 223H19V222H18ZM26 223H25V226L27 225ZM37 223H38V222H37ZM147 223H148V222H147ZM185 223H186V222H185ZM7 224H9V223H7ZM7 224H4V225H7ZM15 224H16V225H20V224H22V223L20 222V224H17V223H15ZM15 224H13V225H15ZM23 224H24V223H23ZM35 224H36V223H35ZM156 224H157V223H156ZM233 224H234V222L232 223V225H229V227H227V228L230 229V226H233ZM235 224H236V223H235ZM238 224H239V223H238ZM244 224H245V223H244ZM10 225H11V224H10ZM10 225H9V226H10ZM40 225H41V224H40ZM225 225H226V224H225ZM247 225H249V223H248ZM23 226H24V225H23ZM35 226H36V225H35ZM158 226H159V225H158ZM160 226H161V225H160ZM183 226H185V225H183ZM1 227H2V225L0 226V229H1L0 231L4 232V230H3ZM7 227H8V226H7ZM39 227H40V226H39ZM152 227H153V226H152ZM239 227H240V226H239ZM244 227H245V226H244ZM13 228H15V229H14L15 231H13V232L11 231L12 233H16L17 230L19 231L18 226H16V227L13 226ZM13 228H11V229H13ZM131 228H132V227H131ZM131 228H130V229H131ZM220 228H222V227L220 226ZM227 228L225 229V231L227 230ZM6 229H7V228H6ZM9 229H10V228H9ZM23 229H24V228H23ZM26 229H27V228H26ZM28 229H29V228H28ZM156 229H157V228H156ZM161 229H162V228H161ZM190 229H191V228H190ZM240 229H241V228H240ZM154 230H155V229H154ZM188 230H189V229H188ZM247 230H248V229L246 228V231H247ZM28 231H29V230H28ZM28 231H27V230H25V231L22 230V232H24V234H25V232H26V234L29 235V232H30V231H29V232H28ZM11 232H10V234H11ZM20 232H21V231H20ZM22 232H21V233H22ZM27 232H28V233H27ZM31 232H32V231H31ZM41 232H42V231H41ZM158 232H159V230H158ZM166 232H167V231H166ZM227 232H228V231H227ZM6 233H7V232H6ZM42 233H44V232H42ZM45 233H46V232H45ZM163 233H165V232H163ZM181 233H182V232H181ZM2 234H3V233H2ZM10 234H9V235H10ZM16 234H17V233H16ZM16 234H14V235L12 234V236L10 235V237H12V238H10V237L8 236V234H7V238H6V239H3V240L6 241V240H8V238H10V239H9V242H11V241H13V240H14V241H15V240L17 241V239H15V235H16ZM0 235H1V232H0ZM21 235L23 236V237L21 236V237H22V239L20 240V241L22 242L21 244L25 245V244L27 243V245H28L27 248H29V244L31 245V243H30L31 241H30V242H28V241H29L30 239H32V238H30V237H32V236L29 235L30 237H28V235H26V236L23 235V234H21ZM31 235H32V234H31ZM186 235H187V234H186ZM200 235H201V234H200ZM244 235H245V234H244ZM2 236H5V235H2ZM13 236H14V238H13ZM24 236H25V238L28 237V238H30V239H27V241H26V240L24 239ZM137 236H138V235H137ZM137 236H136V238H137ZM16 237H17V235H16ZM19 237H20V234L18 235V242H17V244H19L18 246H20V241H19L20 238H19ZM147 237H148V236H147ZM170 238H171V237H170ZM1 239H2V238H1ZM202 239H203V240H202ZM10 240H11V241H10ZM23 240H25L24 242H26V243H24ZM41 240H42V239H41ZM143 240H144V239H143ZM147 241H150V240H147ZM193 241H194V240H193ZM3 242H4V241H3ZM3 242H2V243H3ZM7 242H8V241H7ZM228 242H229V240H228ZM0 243H1V242H0ZM2 243H1V244H2ZM12 243H13V242H12ZM12 243H11V244H12ZM41 243H42V242H41ZM43 243H45L44 240H43ZM193 243H194V242H193ZM195 243H196V242H195ZM199 243H200V242H199ZM230 243H231V242H230ZM3 244H4V243H3ZM14 244H16V242H15ZM146 244H149V243L147 242ZM150 244H151V243H150ZM5 245H8V243H6ZM27 245H25V246H23V247L26 248ZM36 245H38V244H36ZM0 246H1V245H0ZM15 246H17V245H15ZM171 246H172V245H171ZM173 246H174V245H173ZM218 246H219V245H218ZM224 246H225V244H224ZM1 247H2V246H1ZM5 247H6V246H5ZM7 247H8V246H7ZM9 248H10V245H9ZM9 248H7V249L9 250ZM19 248H21L19 251H20V253L22 252V253H21L22 255H23L24 252L27 251V249H23V250H22V247H19ZM38 248H40V247H38ZM175 248H176V246H175ZM200 248L202 249V245H201ZM200 248H199V250H201ZM219 248H220V252H221V248H222V246H220ZM219 248H218V249H219ZM228 248H229V247H228ZM0 249H1V248H0ZM7 249L5 248L6 251H7ZM164 249H165V248L163 247V250H164ZM167 249H168V248H167ZM177 249H178V248H177ZM225 249H226V248H225ZM225 249H224V250H225ZM5 250L3 249V251H5ZM178 250H179V249H178ZM224 250H222V251H224ZM23 251H24V252H23ZM28 251H29V250H28ZM161 251H162V250H161ZM176 251H177V250H176ZM172 252H173V250H172ZM172 252H171V253H172ZM174 252H175V250H174ZM178 252H179V251H178ZM178 252H177V253H178ZM182 252H183V251H182ZM2 253H3V252H2ZM2 253H1L0 255L5 256L8 252H4V253H6L5 255L2 254ZM28 253H29V252H28ZM167 253H168V252H167ZM175 253H176V252H175ZM177 253H176V254H177ZM180 253H181V252H180ZM25 254L27 255V253H25ZM25 254H24L23 257L27 258V257L25 256ZM178 254H179V253H178ZM40 255H41V254H40ZM168 255H169V254H168ZM202 255H203V254H202ZM204 255H205V254H204ZM221 255H223V254H221ZM28 256H29V255H28ZM178 256H179V255H178ZM180 256H181V255H180ZM40 258H41V256H40ZM179 258H180V257H179ZM196 258H199V257H198V254H197V257H196ZM219 258H221V256H220ZM219 260L221 261V259H219ZM5 261H7V260H5ZM25 261H27V260H25ZM191 261H193V259H191ZM191 261H190V262H191ZM9 262H11L12 264H16L15 260H14V261H9ZM13 262H14V263H13ZM178 262H179V261H178ZM188 262H189V261H188ZM11 263H10V264H11ZM200 263L203 264V263H204V260L201 259V260H200ZM7 264H8V263H7ZM17 264H18V263H17Z\"/></svg>",
    "mask_w": 264,
    "mask_h": 264
}]
</instances>
